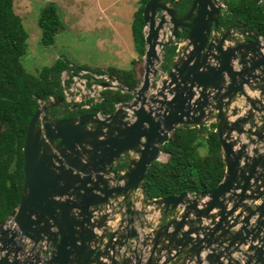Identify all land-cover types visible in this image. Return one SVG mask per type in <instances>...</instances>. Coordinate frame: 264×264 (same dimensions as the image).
Masks as SVG:
<instances>
[{
    "label": "water",
    "instance_id": "obj_1",
    "mask_svg": "<svg viewBox=\"0 0 264 264\" xmlns=\"http://www.w3.org/2000/svg\"><path fill=\"white\" fill-rule=\"evenodd\" d=\"M180 1L144 5V76L130 102L103 117H41L63 98L36 110L22 148V195L0 224V264H264V154L253 149L248 156L247 147L264 144V39L243 26L218 33L220 0H191L187 14L177 18L166 3ZM166 24L174 41L180 29L187 30L184 51L179 46L160 88L147 98ZM240 113L245 116L228 121ZM252 114L263 121L256 132L243 128ZM205 123L215 126L222 181L190 196L147 199L143 183L171 133ZM232 133L247 135V142L238 143ZM122 158L126 167L116 170ZM138 190L144 206L160 212L158 222L182 213L139 234L133 226L139 211L131 199ZM119 198L128 218H114L118 222L110 228L115 220L108 210ZM245 201L259 203L251 209ZM203 218L208 225L202 226ZM234 252L244 260L233 258Z\"/></svg>",
    "mask_w": 264,
    "mask_h": 264
},
{
    "label": "trees",
    "instance_id": "obj_2",
    "mask_svg": "<svg viewBox=\"0 0 264 264\" xmlns=\"http://www.w3.org/2000/svg\"><path fill=\"white\" fill-rule=\"evenodd\" d=\"M148 0L139 1L133 14L131 36L134 48L140 57L144 56V22L142 12ZM219 25L223 30L239 26L251 29L264 38V0H222ZM62 21L54 4H47L41 10L37 26L41 45L51 46L56 33L62 28ZM185 37V32L179 35ZM28 33L21 18L14 13L12 0H0V224L17 208L22 191V148L27 125L41 104L64 97V88L72 83V77L90 68L69 67L68 62L57 59L51 66H44L34 74L25 70L21 59L27 50ZM177 47L163 48L162 70L167 72L174 62ZM71 71V72H69ZM69 74L62 83L60 75ZM97 76H108L119 82L121 89H105L101 101L88 108L82 105L65 104L49 109L47 115L53 120L75 118L83 115L108 116L116 106L130 102L138 81L134 70L108 68L105 72L96 69ZM87 86H91L88 75ZM105 84L103 80L96 81ZM64 86V87H63ZM92 101H87L90 105ZM85 103V104H86ZM215 126L179 127L170 135L169 141L161 147L168 155V162L155 161L143 183L144 193L149 200L187 193L194 195L214 189L222 181L225 165L220 145L214 132ZM200 151H203L201 154ZM126 167L123 160L118 170Z\"/></svg>",
    "mask_w": 264,
    "mask_h": 264
},
{
    "label": "rangeland",
    "instance_id": "obj_3",
    "mask_svg": "<svg viewBox=\"0 0 264 264\" xmlns=\"http://www.w3.org/2000/svg\"><path fill=\"white\" fill-rule=\"evenodd\" d=\"M12 1L14 13L21 18L23 27L28 33L26 54L21 59L22 65L27 72L34 74L36 71H39V69L41 70V68L44 66H51L57 59L68 62L69 67L80 68L81 66H86L90 68V74H88L87 71H80L77 76L72 77V83L70 84V86L66 89L64 88L63 99L65 104L82 105L83 107L88 108L94 104H98L101 101L102 97L100 94L105 89L117 90V88H119L123 93H127V90L125 88L119 87L120 85L117 80L109 78L108 76H97L94 73V70L96 69H100L104 72L108 68L115 67V69L119 70L132 69L134 70V78L138 81V85L134 90L139 88L144 76L145 61L144 56L140 57V52H137L134 48L131 36V23L133 14L139 7V1L141 0ZM220 2L223 5L222 0H220ZM49 3L56 6L57 12L62 21V28L56 33L54 44L44 47L40 42L41 33L37 26V21L41 10L44 9ZM160 14V12H157V21L160 17ZM145 30L147 29H143L144 38L145 33L147 32ZM234 30H238V28ZM169 31L170 25H164L162 31L159 32L158 42L164 44V47L169 45H177V47L179 48L180 46V51H182L183 54L184 45L181 44L179 40L174 43L175 41L171 38ZM168 42L171 43L168 45ZM158 45L159 44H157V46ZM143 46L144 44H142V48ZM163 48L159 49V46L157 47V55L159 59L158 61H155L153 63V67L151 68V71H155V74H150V91L145 94L147 98L154 95L158 91V88H160L161 83L163 82L164 77L168 72H164L162 70ZM116 49H118L117 52ZM176 57L177 56H175L174 60L176 59ZM86 75H88L89 78L92 79L91 86H87V78H83V76ZM60 78L63 83L69 78V74H67V72H63L61 73ZM98 80H103L105 84L97 83L96 81ZM104 85H107V87H104ZM132 91L129 93L134 98L135 96L132 94ZM87 101L92 102L90 103V105H87ZM44 105L46 104H41L40 107ZM119 106L120 105H117L116 108ZM48 110L42 111L41 117L43 115H47ZM244 116L245 113H240L235 116L229 117L230 119H228V121L232 122L233 120H238L239 118H243ZM262 124L263 121L261 120V117L258 114H252L251 119L244 123L243 128L245 130H255L256 132L261 129ZM201 126L209 127L210 124L205 123ZM232 135L234 140H237L238 143L247 142L244 141L247 140L248 137L245 134L239 136L235 133H232ZM257 143L258 144L255 145L247 144L249 150L248 156H250V150L253 149H257L259 152H262L264 154V144L262 142L259 143V141ZM200 152L201 154H203V151ZM166 162H168V159L166 160ZM135 194H132L131 199L135 198ZM140 196L141 193L138 197L136 196L137 200H140ZM113 202L115 203L113 205V208H115L113 209L114 212H112L113 210H110L111 212L108 210L112 217L111 219L115 218L118 220H124L128 218V216L124 212L125 206L124 203H121V199L119 198ZM204 202L205 201H202V203ZM243 204L251 209H253L254 206H257L256 202L250 204L248 201H245ZM200 205L198 206L199 209L201 208ZM134 210L139 211L138 216H133L135 219L136 217H138L145 220L144 216H146L147 213H145V209L140 208V204L139 207ZM141 211L144 212L141 213ZM214 212L215 210L213 211V213ZM237 212H241V210ZM237 212H235L234 214L236 215ZM179 214H181V212L179 213V211H175L173 215L165 218L164 221L160 220V222H158L160 218V215L158 214L157 222L159 225H161L165 222H169L172 219H177L178 216H180ZM192 217L193 216L191 215L190 218ZM149 218L154 219L155 217L154 215H151ZM253 219L250 221L251 225H253V223L255 222ZM204 224L208 225L209 221L203 218L202 226H204ZM236 230V228H231L230 233H233ZM231 256L235 259L237 258L239 260H244L243 255L236 252L232 253Z\"/></svg>",
    "mask_w": 264,
    "mask_h": 264
},
{
    "label": "crops",
    "instance_id": "obj_4",
    "mask_svg": "<svg viewBox=\"0 0 264 264\" xmlns=\"http://www.w3.org/2000/svg\"><path fill=\"white\" fill-rule=\"evenodd\" d=\"M183 43V42H182ZM181 43V44H182ZM116 47V46H115ZM119 49V48H118ZM118 49H116V52L118 51ZM178 50V49H177ZM111 67H114V66H111ZM116 68V67H115ZM239 101V100H238ZM243 104H244V102H243ZM242 104V105H243ZM232 107H235V104H232L231 105V107H229V110H232ZM231 108V109H230ZM168 159V156L166 155V154H164L161 150H160V154H159V158H158V162H161V163H165L166 162V160ZM119 163V161L117 162V164ZM136 193V194H135ZM141 193V196L139 197L140 198V200H137V198H136V196L138 197L139 196V194ZM133 194H135L136 196H135V198L134 199H132V201L133 202H136L137 204H134L135 205V208H138L139 207V204H140V208H143V209H145V213H147V215L146 216H144L145 218V220H143L142 218H138V219H135V221H134V223H133V226L135 227V230L139 233V234H143V233H147V232H149V231H147V230H145V226H147V225H150L151 226V228H156V230H157V228L160 226L159 224H158V222H157V218H158V214L160 215V212H158V211H156L155 209L156 208H154V207H146V206H144V204H143V202L142 203H140L141 201H143V198H142V195H143V192H141V191H136V192H134ZM190 196V195H189ZM259 203V201L258 202H256V204H258ZM182 213V210H180L179 211V213ZM151 215H154V219H150L149 217L151 216ZM110 220H111V218H110ZM114 221V220H113ZM118 222V220H115L114 222H108V224H107V226H110V228H111V226H114L116 223ZM144 227V230H142V229H140V227ZM187 227H184V230L186 229ZM246 249H247V247H241V250L243 251V252H245L246 251ZM243 264V263H242Z\"/></svg>",
    "mask_w": 264,
    "mask_h": 264
},
{
    "label": "flooded vegetation",
    "instance_id": "obj_5",
    "mask_svg": "<svg viewBox=\"0 0 264 264\" xmlns=\"http://www.w3.org/2000/svg\"><path fill=\"white\" fill-rule=\"evenodd\" d=\"M167 5H168V7L169 8H173V10L176 12V16H177V18H183L186 14H187V12L190 10V8H191V0H181L180 2H178V3H176V4H174V3H166ZM161 15V14H160ZM160 18V17H159ZM170 25V24H169ZM183 31H181V29L179 30V35H181L182 33H184L185 32V36H186V34H187V30L186 29H182ZM221 30V31H220ZM224 31H227V30H223V28H221L220 26H219V31H218V33H220V32H224ZM170 33H171V25H170V31H169ZM236 32H238V31H236ZM254 32V31H253ZM255 33V32H254ZM261 37V36H260ZM185 38V37H184ZM184 38H180V37H178V39L177 40H175V42L174 43H176L178 40L182 43L183 42V40H184ZM263 38V37H262ZM264 39V38H263ZM176 47H177V45H175ZM177 49H178V47H177ZM177 51V50H176ZM59 106V105H58ZM233 109V108H232ZM211 125V124H210ZM214 131H215V128H214ZM123 160H125L124 158H122L120 161H119V163H118V165L119 164H121L122 163V161ZM117 165V166H118ZM116 170H118L117 169V167H116ZM136 219H138V217H136Z\"/></svg>",
    "mask_w": 264,
    "mask_h": 264
}]
</instances>
